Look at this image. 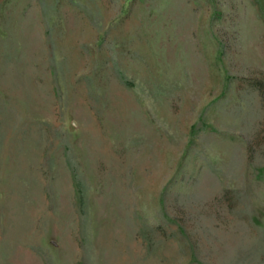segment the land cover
Masks as SVG:
<instances>
[{"label": "rangeland", "instance_id": "1", "mask_svg": "<svg viewBox=\"0 0 264 264\" xmlns=\"http://www.w3.org/2000/svg\"><path fill=\"white\" fill-rule=\"evenodd\" d=\"M0 264H264V0H0Z\"/></svg>", "mask_w": 264, "mask_h": 264}]
</instances>
